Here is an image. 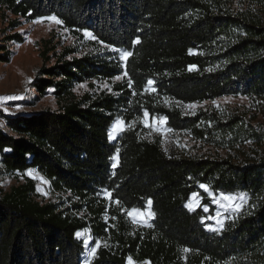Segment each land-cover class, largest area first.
I'll return each instance as SVG.
<instances>
[{
    "label": "trees",
    "instance_id": "obj_1",
    "mask_svg": "<svg viewBox=\"0 0 264 264\" xmlns=\"http://www.w3.org/2000/svg\"><path fill=\"white\" fill-rule=\"evenodd\" d=\"M0 4L29 21L54 15L69 29L90 30L99 41L133 53L126 64L132 89L118 85V95L67 101L57 111L5 116L12 133L0 126V164L6 172L36 168L54 190L83 199H95L107 189L128 209H144L152 201L153 227L147 238L127 241L117 255L102 248L90 264H127L129 252L153 264H264V18L202 0ZM118 71L95 56L66 60L43 68L37 88L42 93L54 88L67 98L76 82ZM149 79L163 97L193 103L243 95L256 112L249 117L202 110L183 116L177 108L139 98ZM144 111L167 117L172 128L189 130L216 146L243 148L244 159L168 155L159 141L141 137L136 129L109 138L118 118L128 123ZM259 114L263 120L256 121ZM113 157L118 159L115 167ZM201 184L216 194L249 197L220 231L208 229L202 220L213 206L210 212L186 207L193 192L211 204ZM85 227L58 204L40 202L35 181L27 178L0 196V264H84L85 243L76 233ZM99 229L96 225L97 234ZM185 248L190 252L183 261L180 251Z\"/></svg>",
    "mask_w": 264,
    "mask_h": 264
},
{
    "label": "rangeland",
    "instance_id": "obj_2",
    "mask_svg": "<svg viewBox=\"0 0 264 264\" xmlns=\"http://www.w3.org/2000/svg\"><path fill=\"white\" fill-rule=\"evenodd\" d=\"M202 1L218 5L222 8H229L236 12H248L254 16L264 18V0ZM47 17L50 16L41 18ZM37 19L29 21L25 17L15 15L11 10L0 4V96L21 97L20 99L6 101L3 105H0V126L5 131L12 133L7 126L5 116L30 114L45 109L57 111L67 101L95 99L102 94L118 95L120 94V91H117L118 85L132 89L133 81L128 73L127 76L124 75L127 72V61L122 62L117 53L104 47L105 43H99L98 39H85L83 35L84 30L69 29L64 23L57 24L48 19H44L40 23H33ZM87 31L93 33L90 30ZM14 33H19L21 39L11 38ZM8 52L9 54H7ZM88 56H95L97 59L106 60L110 64H115L118 67V73L112 77H92L82 82H76L73 85L71 95L67 98L59 97L55 93L54 88H48L46 93H42L37 88L38 83H40L39 76L43 68L61 64L66 60L71 61L76 58H85ZM117 76H120L121 79H115ZM129 81H131V87L129 86ZM82 85L84 87H81ZM139 98L143 102L151 101L156 106L162 105L168 108H177L183 116H192L202 110L217 112L220 115L229 112H240L247 114L249 117L254 116L256 112L252 100L243 95H228L193 103H183L169 98V104H165L164 97L157 91H144ZM213 101H216L219 107L213 104ZM188 104H196L197 107L193 111L186 107ZM148 113L149 125L151 126H145L143 123V115L136 116L128 123L124 118L122 119L128 126L127 129H136L141 137L152 141H159L168 155L186 157L206 156L212 158L231 157L235 161H242L244 159L242 155L243 148H223L216 146L198 139L189 130L178 131L172 128L167 123V120L164 125L159 126L155 118L164 116ZM259 120H263L261 114L256 117V121ZM133 121H135L134 124L132 123ZM166 129H172V131L168 132ZM117 162L118 159L114 161V164L116 165ZM29 170H33L34 176H42L48 183L45 184L41 180L29 176L27 174ZM27 178L35 181L36 198L40 202L56 203L67 214L75 215L85 222V229L79 231L83 233L79 238L83 239L85 243L83 254L84 262L86 259H90V262L95 260L102 248L114 255L120 254L125 247H128L127 245L129 243H126L127 241L133 238H139L140 241H143L147 238L148 232L153 227L152 220L154 216L147 223L134 222L122 210L128 208L124 207L121 203L117 205L112 196L109 199L105 195L104 190L100 191L95 199H83L71 192L54 190L50 181L36 168H30L24 173L19 171L11 173L6 172L0 164V196L10 192L13 187L24 183ZM38 186L43 191H38ZM45 192L47 195L44 194ZM212 193H214L212 190L211 193L207 192L208 198L211 199L210 205L204 204L203 196L200 194L202 198L201 204L207 205L208 208L210 206L214 207V211H211L207 217L215 216L216 212L220 211V218L224 219V224L221 228L215 220L204 219V221L208 229L211 226L220 231L229 220H232L240 213L247 204L249 197L245 193H229L236 196L244 194L246 202L238 200L237 203L241 204L239 209L225 211L220 205L213 203ZM216 196L218 197L219 194H216ZM144 209H147V207ZM150 211L153 212L152 207ZM149 224L151 225L150 227L148 226ZM96 225L100 227L99 234L95 231ZM121 238L125 242L121 241ZM97 242H100V247L97 249L95 256L89 258V252L91 248L95 247ZM180 252L183 255V261L187 260L190 251L185 252L181 250ZM128 257H132L135 264H143L144 261L153 264L149 259H142L138 253L133 252L128 253L127 264Z\"/></svg>",
    "mask_w": 264,
    "mask_h": 264
},
{
    "label": "snow or ice",
    "instance_id": "obj_3",
    "mask_svg": "<svg viewBox=\"0 0 264 264\" xmlns=\"http://www.w3.org/2000/svg\"><path fill=\"white\" fill-rule=\"evenodd\" d=\"M18 2H19V0H18ZM44 19H48L50 21H54L57 24H62L63 23V21L59 20L55 16H50V17H47V18H38L36 21H33V23H40ZM83 35H84L85 39H89V40H96L97 39L93 35V33L87 31L86 29L84 30ZM134 42L135 43H139L140 41L137 38V40L134 41ZM99 43L104 44L103 41H99ZM104 47L110 49L114 53H117L119 59L122 62H126L128 60V58L133 55V53L131 51H128V50H125V49L116 48V47H114L112 45L104 44ZM189 52H190V54H192V50L191 49L189 50ZM194 69H195L194 65L189 67V70H194ZM209 71H211V69H209ZM124 75L127 76V72H125ZM115 79H121V77L117 76V77H115ZM153 84H154L153 80L149 79L146 82V84H145L144 91L145 92H148V91L155 92L156 89L153 86ZM129 86L131 87V81H129ZM81 87H84V85H82ZM105 87H107V85H105ZM20 98L21 97H17V96H0V105H3L6 101L16 100V99H20ZM164 102H165V104H169L170 103L169 98L168 97H164ZM177 103H179V102H177ZM213 104H215L217 107H219V104L216 101H213ZM186 107L189 108V109H192L194 111L195 108L197 107V105L196 104H188V105H186ZM5 111H7V109H5ZM155 119H156L157 124L159 126H162V125L165 124V122L167 120V117H159V118H155ZM132 123L134 124L135 121H133ZM143 123L145 124V126H151V125H149V113L147 111H144V113H143ZM127 127L128 126L126 125L124 120L122 118H118L115 121V123L112 125L111 129H110L109 138L113 139V140L116 139L119 134H121L125 130H127ZM166 131L171 132L172 129H166ZM118 151L119 150H117V153H118ZM116 159H117V157H113V160H116ZM113 167H115V164H113ZM27 174L29 176H32L34 179L41 180L45 184L48 183V181L45 180L42 176H34L33 175V170H29ZM200 187L203 188L206 192H210L211 193V189L209 188L208 185L201 184ZM37 190L38 191H43V189H41L39 186H38ZM104 192H105V195L109 199H111L112 194L110 192H108L107 189H105ZM44 194L47 195L46 192ZM212 196H213V203H215L217 205H220L225 211H228L230 209H239L241 204L237 203L238 200L246 202V198H245L244 194H240L239 196H236V195H232V194L221 192V193H219L218 197L214 193H212ZM201 199L202 198L200 197L199 193L193 192L191 194L190 200L186 204V207L190 211H195L198 207H203V210L205 212H208L209 211L208 206L201 204ZM115 203L117 205H119L121 202L119 200H115ZM151 205H152V201L149 199L147 201V209L142 210V209L133 207L131 209H122V210L125 211L127 213V215L129 217H131L134 222L147 223V221L154 216V213L152 211H150ZM220 217H221V212L217 211L215 216L205 217V218H202V220L203 219L215 220L217 225H219V227L222 228L223 224H224V219H221ZM148 226L150 227L151 225L149 224ZM209 227H210V230H214V231L217 230L216 228H212L211 226H209ZM82 235H83V233H81V232H77L76 233L77 237H80ZM105 246H107V245H105ZM99 247H100V242H97L95 247L91 248V250L89 252V258L95 256L96 251H97V249ZM184 251L188 252L190 250L185 248ZM84 264H90V259H86ZM128 264H135V262L132 260V257H128ZM143 264H149V262L148 261H144Z\"/></svg>",
    "mask_w": 264,
    "mask_h": 264
}]
</instances>
